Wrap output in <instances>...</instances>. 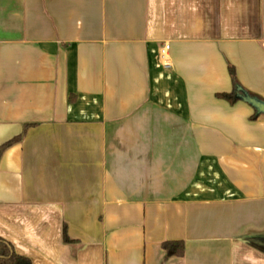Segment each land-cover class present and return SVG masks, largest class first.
I'll return each mask as SVG.
<instances>
[{
  "label": "crops",
  "instance_id": "crops-1",
  "mask_svg": "<svg viewBox=\"0 0 264 264\" xmlns=\"http://www.w3.org/2000/svg\"><path fill=\"white\" fill-rule=\"evenodd\" d=\"M236 83L264 101V0H0V237L31 264H264Z\"/></svg>",
  "mask_w": 264,
  "mask_h": 264
},
{
  "label": "trees",
  "instance_id": "trees-1",
  "mask_svg": "<svg viewBox=\"0 0 264 264\" xmlns=\"http://www.w3.org/2000/svg\"><path fill=\"white\" fill-rule=\"evenodd\" d=\"M242 91H245L236 83V89L232 93H220L219 97L225 98L231 102L240 100L238 94ZM255 117V116H253ZM23 138V135L15 137L14 139L6 142L0 147V156L3 150L8 148L14 143H17ZM163 248L167 251L169 255L172 256H182L185 253V242L182 240L179 241H166L163 243ZM0 264H31V261L21 255L16 254L12 247L0 237Z\"/></svg>",
  "mask_w": 264,
  "mask_h": 264
},
{
  "label": "water",
  "instance_id": "water-1",
  "mask_svg": "<svg viewBox=\"0 0 264 264\" xmlns=\"http://www.w3.org/2000/svg\"><path fill=\"white\" fill-rule=\"evenodd\" d=\"M238 97L251 105L257 112L258 115L264 114V101L250 95L247 91H242L238 94Z\"/></svg>",
  "mask_w": 264,
  "mask_h": 264
},
{
  "label": "built area",
  "instance_id": "built-area-1",
  "mask_svg": "<svg viewBox=\"0 0 264 264\" xmlns=\"http://www.w3.org/2000/svg\"><path fill=\"white\" fill-rule=\"evenodd\" d=\"M170 43H165L164 46L162 47V49L160 50V53H159V58L161 60L165 59V57L167 56L168 52L170 51ZM165 66H168V65H165Z\"/></svg>",
  "mask_w": 264,
  "mask_h": 264
}]
</instances>
